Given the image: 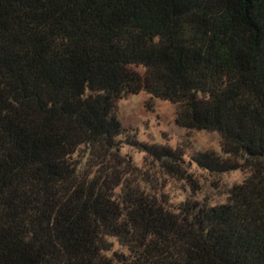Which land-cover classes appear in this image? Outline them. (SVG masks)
Wrapping results in <instances>:
<instances>
[{"label": "trees", "instance_id": "16d2710c", "mask_svg": "<svg viewBox=\"0 0 264 264\" xmlns=\"http://www.w3.org/2000/svg\"><path fill=\"white\" fill-rule=\"evenodd\" d=\"M142 91L219 135L194 164L249 173L227 202L131 184L125 144L198 191L119 122ZM0 264H264V0H0Z\"/></svg>", "mask_w": 264, "mask_h": 264}, {"label": "rangeland", "instance_id": "374dc122", "mask_svg": "<svg viewBox=\"0 0 264 264\" xmlns=\"http://www.w3.org/2000/svg\"><path fill=\"white\" fill-rule=\"evenodd\" d=\"M176 108L165 100L152 98L142 91L130 95L117 104V118L128 135L135 136L140 143L179 149L183 152V169L192 175L198 185L193 191L183 175L164 168L163 161L145 155L134 147L125 144L121 150L139 170L132 178V185L139 187L157 198H161L170 209H176L185 200H197L208 206L227 202L231 188L241 184L249 175L247 171H233L225 174L210 173L190 159L195 152L214 151L221 153L220 137L216 133L193 132L177 126ZM121 138H125L122 136ZM114 251L122 248L111 240Z\"/></svg>", "mask_w": 264, "mask_h": 264}]
</instances>
